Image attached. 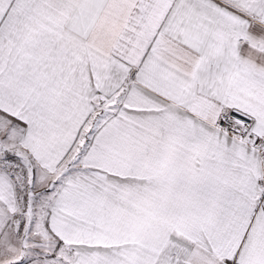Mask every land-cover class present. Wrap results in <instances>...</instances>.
I'll use <instances>...</instances> for the list:
<instances>
[{
    "label": "snow or ice",
    "instance_id": "snow-or-ice-1",
    "mask_svg": "<svg viewBox=\"0 0 264 264\" xmlns=\"http://www.w3.org/2000/svg\"><path fill=\"white\" fill-rule=\"evenodd\" d=\"M0 264H264V0H0Z\"/></svg>",
    "mask_w": 264,
    "mask_h": 264
}]
</instances>
